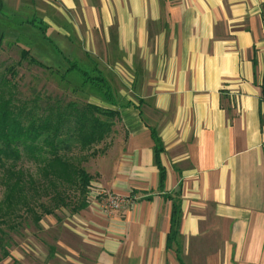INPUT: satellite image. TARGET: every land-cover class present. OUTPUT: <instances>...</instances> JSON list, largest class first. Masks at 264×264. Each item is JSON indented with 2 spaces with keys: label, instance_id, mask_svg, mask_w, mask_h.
<instances>
[{
  "label": "crops",
  "instance_id": "1",
  "mask_svg": "<svg viewBox=\"0 0 264 264\" xmlns=\"http://www.w3.org/2000/svg\"><path fill=\"white\" fill-rule=\"evenodd\" d=\"M0 6L51 32L65 63L94 61L115 100L98 105L119 114L94 200L67 216L64 243L19 264H264V0ZM100 193L127 203L104 215ZM173 199L180 222L169 243Z\"/></svg>",
  "mask_w": 264,
  "mask_h": 264
},
{
  "label": "trees",
  "instance_id": "2",
  "mask_svg": "<svg viewBox=\"0 0 264 264\" xmlns=\"http://www.w3.org/2000/svg\"><path fill=\"white\" fill-rule=\"evenodd\" d=\"M27 23L43 33L46 31L33 20ZM12 45L19 50V61L5 67L0 63L3 66L0 70V185L5 189L0 219L8 222L19 218L18 213L24 211L39 228L45 216L68 209L76 214L88 207L96 177L83 165L116 136L119 114L113 109L71 99L67 94L52 97L34 93L23 98L16 81L22 63L51 74L53 68L34 59L30 49L24 46L26 43ZM3 49L0 41V53ZM89 62L92 66L84 67L66 60L68 67L60 75V83L73 87L71 95H96L103 103L115 106L108 80L94 61ZM154 139L157 159L160 147L156 136ZM24 161L35 168V176L22 172L20 164ZM159 178L162 186L164 172L160 168ZM44 196L49 203L39 204L38 200ZM179 222L180 201L173 199L169 243L177 235ZM8 228L12 230L15 226ZM8 237L0 228V262L9 256L5 249Z\"/></svg>",
  "mask_w": 264,
  "mask_h": 264
},
{
  "label": "rangeland",
  "instance_id": "3",
  "mask_svg": "<svg viewBox=\"0 0 264 264\" xmlns=\"http://www.w3.org/2000/svg\"><path fill=\"white\" fill-rule=\"evenodd\" d=\"M21 22L19 16H12L0 6V41L4 48L0 53V63L5 67L15 65L19 61V50L16 46L12 45L15 42H19L22 45L26 43L24 46L30 49V54L34 59L45 66L53 68V73L51 74L35 66H30L26 62L22 63L21 67L17 70L18 76L16 81L18 82V90L23 98H29L34 93L52 97H62L64 96L63 94H67L71 99H78L98 105V102H100L98 96L71 95L73 87L67 88L64 87V84L60 83L59 77L68 65L65 63L61 53H59L60 51L58 52L61 49L60 46L57 44L59 46L57 50L50 43L49 38H53L52 34H50L51 32L43 33L39 29L30 25H24ZM34 22L38 25L36 21ZM3 66L0 67V70H2ZM115 129L119 130L118 126ZM117 137V135L112 136L106 142V147L103 146L99 149L98 155L95 158H91L88 162L84 163L83 167L91 176H96L99 163L111 151ZM20 168L25 174L36 175L35 168L25 161L20 164ZM4 194L5 189L0 185V206L4 199ZM38 202L45 205L49 203L45 196L41 200H38ZM39 212L40 210H38ZM71 214L68 209L57 211L52 216H45L39 223V228L35 226L31 216L26 215L24 211L18 213L19 218L12 219L11 221L7 222L4 218L0 219V222L1 220L4 221L0 224V228L9 236L5 239V249L9 253V256L1 261L0 264H19L18 258L20 256H25L28 262L30 260L29 256L32 255L30 250L34 251L37 246L39 253L43 252L47 254L48 249L45 247H48L53 239L61 240L64 243L66 237L61 232L62 224L65 223L67 216ZM53 221L56 224H52ZM13 226H15V229L11 230L8 228Z\"/></svg>",
  "mask_w": 264,
  "mask_h": 264
},
{
  "label": "built area",
  "instance_id": "4",
  "mask_svg": "<svg viewBox=\"0 0 264 264\" xmlns=\"http://www.w3.org/2000/svg\"><path fill=\"white\" fill-rule=\"evenodd\" d=\"M97 198H100V202L96 205L100 212H102L104 215H110L115 211H120L127 203V201L122 197L105 193L98 194ZM92 199L93 198L91 197V201Z\"/></svg>",
  "mask_w": 264,
  "mask_h": 264
}]
</instances>
